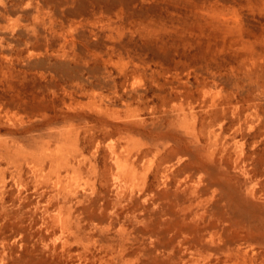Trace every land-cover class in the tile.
Masks as SVG:
<instances>
[{
    "label": "rangeland",
    "instance_id": "1",
    "mask_svg": "<svg viewBox=\"0 0 264 264\" xmlns=\"http://www.w3.org/2000/svg\"><path fill=\"white\" fill-rule=\"evenodd\" d=\"M58 143L82 159V222L102 226L82 241L11 203L57 189L48 162L29 165ZM191 251L264 264V0H0V264H195Z\"/></svg>",
    "mask_w": 264,
    "mask_h": 264
},
{
    "label": "bare ground",
    "instance_id": "2",
    "mask_svg": "<svg viewBox=\"0 0 264 264\" xmlns=\"http://www.w3.org/2000/svg\"><path fill=\"white\" fill-rule=\"evenodd\" d=\"M6 145H7L8 150L10 149L9 157L14 158L15 156L19 157L20 156L19 154L23 155V153H20V150H19V147L21 145L17 144L16 141H13L11 144L7 143ZM55 146H56L55 149H56L57 154H52V153L50 154V152L47 153L45 151H41L39 146L33 149L34 160H33V163H31L29 166L32 168V172L35 173V171L38 169L37 167L38 164L45 166L46 162H48L49 170L53 171L56 176L53 183L57 189L42 188L41 190H39L37 187H35L34 191L38 193V198L34 200L33 202H26V198L24 196H19L20 190L18 189L17 193L12 198L11 203L12 205L17 207L16 218H19L20 220H22L23 217L25 216V213H27L28 217L32 218L33 220H36L38 216V221L40 224L39 228L43 226L47 227L48 225H51L52 227L59 226L60 232H61L59 236L65 233H70L75 238V240L80 239L82 241V238L86 237V234L90 231L92 226L94 225L97 226L99 230H102V226L96 225L95 222H90V224L86 222H82L81 216L83 215L80 216V214L84 213L86 206L83 205L81 209H77V204L74 205L73 196L76 195L77 190L75 189L76 183L74 181L75 179H73L72 177L73 175H69V169L73 168L74 170L81 171L82 159L79 157L75 158V156H73L74 153L73 154L69 153L67 157L61 158L60 156H58L59 155L58 149L65 148V144L63 145V144L58 143ZM30 152L32 151L25 152L23 158L28 160L29 156L31 155ZM25 154H27L28 156H26ZM58 165L66 168L65 171L68 172V174L67 173L61 174L60 170L57 168ZM127 170H128L127 168L121 169V171L123 172H126ZM180 182L181 180L177 182L176 189H179ZM113 183L117 185V180L115 179ZM60 184L61 186H65L68 191H65V193H63L62 190H59L62 188ZM99 199H100L99 197H96L92 200L93 201L92 206H94L93 208L100 209L99 212L97 213H100L102 209L101 203H99ZM81 201H77V202H81ZM53 205L55 206L58 205L61 207L55 210L56 207H52ZM131 217H132L131 221H136L138 219V216L135 213H133ZM48 221L51 222V224ZM110 222L111 224L115 223L118 225V228L115 229L117 233V237H116L117 238V243H116L117 248L115 250V254L113 255V258L116 262L119 263V261L121 260L120 255H122L121 247L123 244L119 242V240L122 239L124 228L123 226H121L119 222H117V218L113 219V221L112 219H110ZM39 239L43 240L44 245H45L44 247L47 250H49V247H47L48 244L47 242L44 241V236L42 234L39 235ZM62 243L65 248V244L68 242L67 240H62ZM107 244L109 245V247H111V245L113 244L114 249H115V243H113V241L111 243L104 242L102 245L105 246ZM228 248L229 247H227V249ZM246 252H247L246 248H243L242 246L238 245L235 247L236 255H245ZM201 257L203 258L202 255L191 251L187 259L193 261V263L195 264H204L205 260L202 259ZM55 264H67V262L57 261ZM210 264H214V263H210Z\"/></svg>",
    "mask_w": 264,
    "mask_h": 264
}]
</instances>
